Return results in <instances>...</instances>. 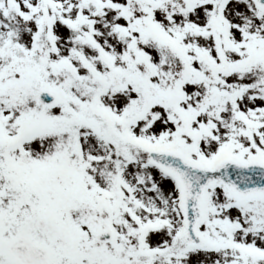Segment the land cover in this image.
<instances>
[{
  "label": "snow or ice",
  "instance_id": "1",
  "mask_svg": "<svg viewBox=\"0 0 264 264\" xmlns=\"http://www.w3.org/2000/svg\"><path fill=\"white\" fill-rule=\"evenodd\" d=\"M0 264H264V0H0Z\"/></svg>",
  "mask_w": 264,
  "mask_h": 264
}]
</instances>
